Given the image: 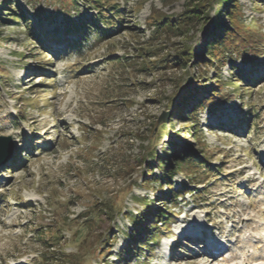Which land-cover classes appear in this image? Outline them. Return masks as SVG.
Segmentation results:
<instances>
[{
	"label": "rangeland",
	"instance_id": "1",
	"mask_svg": "<svg viewBox=\"0 0 264 264\" xmlns=\"http://www.w3.org/2000/svg\"><path fill=\"white\" fill-rule=\"evenodd\" d=\"M9 1L0 10V135L12 138L13 151L0 165V264H53L44 261L53 250L55 264H264V0L225 5L241 25L228 48L248 50L225 53L219 69L205 63L206 41L218 18L232 25L215 7L177 33L158 32L154 21L177 17L189 0H113L121 12L113 23L86 0ZM10 13L22 18L3 21ZM186 45L194 47L188 66L172 64ZM231 68L245 79L239 90ZM204 97L221 103L199 106L197 139L185 126ZM153 150L169 151V166L172 152L208 154L194 178L174 173L173 189L189 188L176 201L161 195L170 185ZM146 199L174 214L168 228L158 222L151 252L126 234ZM109 205L127 213L110 216ZM215 245L224 252H207Z\"/></svg>",
	"mask_w": 264,
	"mask_h": 264
},
{
	"label": "trees",
	"instance_id": "2",
	"mask_svg": "<svg viewBox=\"0 0 264 264\" xmlns=\"http://www.w3.org/2000/svg\"><path fill=\"white\" fill-rule=\"evenodd\" d=\"M86 1L90 5H93V9H96L97 11V16L103 21H109L113 23L114 19L112 18L111 14L116 15V14L121 13L119 10L120 9L119 4L117 2H114L113 0H86ZM230 1H233V0H217L215 2L211 0H189L186 6V10L182 12L181 14H179L177 17L163 15L159 18H156L154 21V24L158 32H177L178 33V31H181V32L187 33L190 31L191 28H193V25H195L197 21H202V20L207 19V17L210 15V10L212 7H215L214 9L217 15H221L222 13L223 15L224 14L229 15L230 23L232 26H227L225 23H222V20L220 18H218L217 20L214 21V26L212 30L210 31L211 32L210 37L206 41V48L208 49L207 55L209 56V59L206 60L205 63L212 64L216 69H219L221 62L224 60L225 53L231 54L232 51H236L239 54H244V52L248 50V48H246V46L243 44L240 45L244 47L241 49L238 48V44H235V47L237 48L235 49L233 48L234 50H232V48H228L229 45H232L234 43L237 36L240 35V28H241L240 27L241 25L239 26L235 25V19H236L237 12L236 10L234 11L231 10L235 6H232L231 9H230V6L225 7V5L229 4ZM71 2L73 4H77L75 0H71ZM7 7L8 8L11 7L10 1L0 0V10L7 8ZM10 11H14V10L10 8ZM78 13H81V12H78ZM4 15H7V13H5ZM8 15H12V18L10 19V18L5 17L3 18V21L15 20L18 22L22 18L20 14L10 13ZM242 27L244 26L242 25ZM247 31H248L247 29L243 30V32H246V34H247ZM233 34H235V37H232ZM245 37H251V36L248 35ZM85 38H88V35ZM227 38H229V41H227ZM255 43L257 44V42ZM217 46L220 48L218 52L214 54L213 51L217 48ZM142 49H147V51H150L149 50L150 48L148 47L142 48ZM154 53L155 55L156 54L158 55L157 52H154ZM193 53H194V47L186 45L183 51L179 52V54L172 55L171 57L172 64H178L179 62H182V64L185 65V67H187ZM20 56L21 54H19V57ZM145 59L146 57L144 56L140 60L141 64L143 66L148 67L147 63L145 62ZM163 59L164 58H160L159 60H156V62H160ZM231 72L233 74V77H235L236 75H235L233 68H231ZM208 75H209L208 72H204L201 74L200 79H205L209 77ZM217 77H221V75L218 73ZM242 81H245V79L240 78V77H235L230 81V84H232L235 87L236 86L235 84H240V82ZM246 81H250V79L246 78ZM218 82H222L220 83L222 85L224 83H228L229 81L227 82V81H223L219 79ZM212 84L213 83L210 82L208 85L204 84L202 87L208 88ZM235 88L239 90L241 86L238 85ZM216 91L219 92V88ZM216 91H213V92L217 94ZM182 97L183 98L181 99V105L183 106L187 102V99H189V96L185 94ZM204 99L208 101V104L204 103L203 100H199L197 104H194V106H192V110L189 116L190 117L189 121H191V124H189L188 126H185V131H188V133H192L193 135L194 134L197 135V139H199L200 137L201 129H199L198 120L194 118H196V115L199 110V106L202 107L204 105H207L211 107V106H215L221 103V100L209 101L210 99H212L211 97H204ZM177 112L180 115H182V109H177ZM162 126H163V129L166 128V124H162ZM170 144L174 151L177 150L176 149L177 144L175 141H171ZM181 154L182 153L177 155V154H173L172 152L175 162L173 163L174 165L169 166L167 164L168 158H166V156L171 155L169 151L165 150L162 152L161 155H159L158 151L156 150L151 151V157H154V158L156 157L157 159H161L160 161L162 162V167L165 168L164 174H163V180L167 181L170 185L169 188H167L164 192L161 193L164 199L173 197L172 198L173 201H176L178 197L184 196L186 192L189 190L188 185H186L185 183L180 185L178 189H175V190L173 189L172 178H173L174 173H176L178 170L181 169V170H184L189 175L192 174V176L190 177L194 178L196 176L194 175L195 170L199 169L203 164H205L206 159L208 158L207 153H203L202 156H200L198 153H195V152L189 153L184 158H181ZM167 165H168V168H167ZM150 174L151 172H146L145 175L146 177H149ZM143 204L145 205V209L142 212H138L137 214L130 215V217H132L135 230L132 231L131 233L127 231L126 234L129 237L128 240L130 243L133 244L135 242H138L139 246L142 249L144 247H150V252H151L152 248H151L150 242H153V239L156 240V242L158 241V237H157L158 235H155L154 233V232H159L160 228L158 226V222L161 221L164 223V225L162 226L163 229L168 228L174 214L173 212L170 211V208H168L167 204H165L166 208H159L158 210H156L153 207V200L151 199H146V203H143ZM106 211H107L106 213L107 214L109 213L110 216L118 214V213H122L124 211L126 212L125 207L121 205H114V206L109 205V207H106ZM151 217H154V221L152 222V225L154 226V230L152 231V233H150L151 236H149L148 238H142L141 231L145 230L144 223L145 221L149 220ZM90 222H92V218L88 217L86 220H84L81 223L83 224L85 228L90 230L91 229ZM110 238L111 237L107 235L105 239L101 242L100 246H104L105 244L107 245L109 243ZM133 249L135 251V247H130V250H133ZM53 251L54 252H49L50 257L44 256L45 258L44 261L45 260L52 261L53 264L58 263L57 261H61L60 258L56 257L55 255V252L58 250H53ZM53 261H56V262H53ZM106 263L108 264V262ZM63 264H75V263L68 260V261H65V263Z\"/></svg>",
	"mask_w": 264,
	"mask_h": 264
},
{
	"label": "water",
	"instance_id": "3",
	"mask_svg": "<svg viewBox=\"0 0 264 264\" xmlns=\"http://www.w3.org/2000/svg\"><path fill=\"white\" fill-rule=\"evenodd\" d=\"M163 119L159 122H162ZM13 151L12 138L7 135H0V165L4 164L11 157Z\"/></svg>",
	"mask_w": 264,
	"mask_h": 264
},
{
	"label": "bare ground",
	"instance_id": "4",
	"mask_svg": "<svg viewBox=\"0 0 264 264\" xmlns=\"http://www.w3.org/2000/svg\"><path fill=\"white\" fill-rule=\"evenodd\" d=\"M214 249H216V253H214V254H217V255H219L221 252L223 253L224 252V248L223 247H221L220 245L219 246H217V245H215L214 247H213ZM207 252H209L210 254H213L212 253V250H210L208 247H207ZM226 251V250H225ZM247 264V262H246V260H245V258H243V259H241L240 261H238V262H234V263H232V264ZM254 264H256V263H254Z\"/></svg>",
	"mask_w": 264,
	"mask_h": 264
}]
</instances>
